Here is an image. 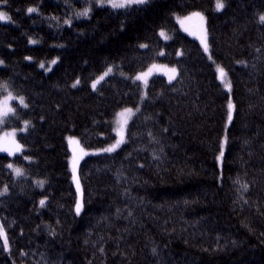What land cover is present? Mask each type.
<instances>
[{"label": "trees", "instance_id": "1", "mask_svg": "<svg viewBox=\"0 0 264 264\" xmlns=\"http://www.w3.org/2000/svg\"><path fill=\"white\" fill-rule=\"evenodd\" d=\"M195 12L211 57L175 19ZM155 63L177 78L143 90ZM9 90L26 105L3 127L26 129L0 154V264H264V0H0ZM126 111L75 176L67 137L105 148Z\"/></svg>", "mask_w": 264, "mask_h": 264}, {"label": "rangeland", "instance_id": "2", "mask_svg": "<svg viewBox=\"0 0 264 264\" xmlns=\"http://www.w3.org/2000/svg\"><path fill=\"white\" fill-rule=\"evenodd\" d=\"M145 0H95L97 6H111V7H124L132 4H140ZM224 7L223 1L216 2V9L221 10ZM90 8L84 9L80 13V16H89ZM177 23L181 26V29L187 35L196 39L201 45L203 51L210 56L209 41L207 35V19L201 12H195L185 16H176ZM160 37L164 40L170 39V35L166 30L159 32ZM217 71L219 70V77L224 83L226 88H230V81L227 79L225 69L220 64L215 63ZM111 69L109 70V72ZM108 73V72H107ZM163 75L168 81L172 82L177 78L178 69L174 66H168L162 63H155L150 65L146 70L138 73L134 78L142 84L143 90L146 89L149 79L153 75ZM106 74L101 75L93 82V87H97L100 80ZM17 101L21 106L26 105L25 98L23 96L15 95L10 90L3 97L0 104V154H7L9 156L19 155L23 151V146L18 139V135L26 129V126L21 128L3 130V124L6 119L14 113L13 102ZM126 113V114H125ZM130 114L126 112L120 114L116 119V140L109 146L102 149H82L79 138L76 136H68L67 142L71 150V165L75 172V176L78 170L79 163L83 158L88 155H93L99 152L111 151L119 148L125 141L127 120ZM131 117V116H130ZM71 167V168H72Z\"/></svg>", "mask_w": 264, "mask_h": 264}, {"label": "bare ground", "instance_id": "3", "mask_svg": "<svg viewBox=\"0 0 264 264\" xmlns=\"http://www.w3.org/2000/svg\"><path fill=\"white\" fill-rule=\"evenodd\" d=\"M38 181V180H37Z\"/></svg>", "mask_w": 264, "mask_h": 264}]
</instances>
